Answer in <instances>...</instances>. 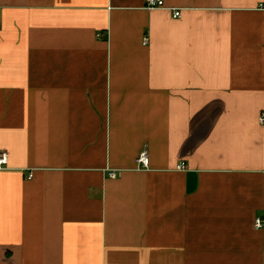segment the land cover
Instances as JSON below:
<instances>
[{"label":"crops","instance_id":"obj_1","mask_svg":"<svg viewBox=\"0 0 264 264\" xmlns=\"http://www.w3.org/2000/svg\"><path fill=\"white\" fill-rule=\"evenodd\" d=\"M163 2L0 0V264H264V0Z\"/></svg>","mask_w":264,"mask_h":264},{"label":"built area","instance_id":"obj_2","mask_svg":"<svg viewBox=\"0 0 264 264\" xmlns=\"http://www.w3.org/2000/svg\"><path fill=\"white\" fill-rule=\"evenodd\" d=\"M145 6L149 10H154V9H161L164 7V2L163 0H146ZM173 19H178L180 18V12L175 11L172 15ZM144 45L147 43V39H144ZM259 123L264 126V113H262L259 117ZM136 169L137 170H142L146 169L148 166V158L145 152L141 153L136 161ZM6 164V155L1 154L0 155V169H2V166ZM177 170L183 171L185 169V165L180 164L176 167ZM110 178H115L116 174L115 173H110L109 174ZM255 228L257 229H262L264 228V219H256L254 223Z\"/></svg>","mask_w":264,"mask_h":264}]
</instances>
